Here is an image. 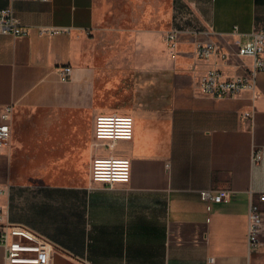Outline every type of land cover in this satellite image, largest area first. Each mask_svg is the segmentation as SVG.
<instances>
[{"label": "crops", "instance_id": "crops-1", "mask_svg": "<svg viewBox=\"0 0 264 264\" xmlns=\"http://www.w3.org/2000/svg\"><path fill=\"white\" fill-rule=\"evenodd\" d=\"M175 1L160 31L101 34V0H0L29 27L0 34V113L14 105L0 231L26 227L71 264H264V223L262 246L248 247L250 200L264 193V72L256 94L216 99L197 86L210 67L244 71L249 57L222 55L264 26V0H178L186 11L197 3L199 38L218 45L208 61L194 35L175 53L167 46ZM62 65L74 67L71 80L60 79ZM113 113L134 118L132 139H96L97 116ZM110 156L130 159L128 183L92 179L94 158ZM205 189L230 198L209 203ZM0 264L37 263H7L0 243Z\"/></svg>", "mask_w": 264, "mask_h": 264}, {"label": "built area", "instance_id": "built-area-1", "mask_svg": "<svg viewBox=\"0 0 264 264\" xmlns=\"http://www.w3.org/2000/svg\"><path fill=\"white\" fill-rule=\"evenodd\" d=\"M189 11L184 10L180 3L175 1L173 5L170 27L164 33V40L167 46L175 53L182 35H194L197 37L195 54L199 61H208L214 55L219 54L218 45L212 39L199 38L207 34L198 20L197 3L190 1ZM60 29H53L57 32ZM235 26L233 32H238ZM29 33V27L24 25L12 7L0 8V34H12L23 36ZM249 57L251 62L242 63L244 71L233 75L225 73L218 67H210L198 76L197 86L200 91L216 99L234 98L245 91H252L256 94L258 78L264 72V26L254 27L250 32V39L239 45L235 53H224L223 59L229 61L231 57ZM60 79L69 81L73 78L74 67L62 65L57 67ZM13 113L14 105H6L0 113V152L9 151L12 146L13 135ZM251 116V113H246ZM134 135V118L127 114H101L96 118L95 137L96 139L130 140ZM263 157V151L254 149L252 153L253 162H258ZM91 177L95 181L113 183H128L131 178V161L127 157H96L91 165ZM202 199L211 202L229 200V194L224 192L213 194L211 190L205 189L200 192ZM264 193L259 199L253 197L250 200L248 211V247L250 250L262 246V225L264 223ZM210 208V206H209ZM3 208L0 207V220L2 219ZM23 238L34 241L29 229L21 225L7 222L0 231V243L6 248L7 263H31L53 264L54 253L58 252L50 248L44 242H37L34 245L23 243ZM35 251L36 256H24L25 251Z\"/></svg>", "mask_w": 264, "mask_h": 264}, {"label": "rangeland", "instance_id": "rangeland-1", "mask_svg": "<svg viewBox=\"0 0 264 264\" xmlns=\"http://www.w3.org/2000/svg\"><path fill=\"white\" fill-rule=\"evenodd\" d=\"M172 3V0H171ZM170 0H165L164 5H145L141 0H101V15L97 31L105 33H133L152 30L157 32L162 30L159 20L162 13L170 11L172 5ZM89 172V169H86ZM13 189L9 198L12 209ZM23 243L34 245L35 243L23 238ZM36 256V252L25 251L24 256Z\"/></svg>", "mask_w": 264, "mask_h": 264}, {"label": "water", "instance_id": "water-1", "mask_svg": "<svg viewBox=\"0 0 264 264\" xmlns=\"http://www.w3.org/2000/svg\"><path fill=\"white\" fill-rule=\"evenodd\" d=\"M54 261H55L56 264H63V262H64L65 264H67V262H68L69 264H71L70 261H68L67 259H65L64 257H62L60 254H57V253L54 255ZM66 261H67V262H66Z\"/></svg>", "mask_w": 264, "mask_h": 264}]
</instances>
